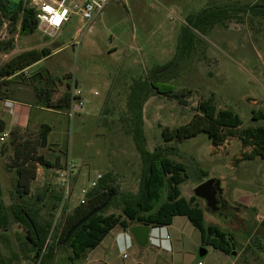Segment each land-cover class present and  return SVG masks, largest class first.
<instances>
[{"label":"rangeland","instance_id":"rangeland-1","mask_svg":"<svg viewBox=\"0 0 264 264\" xmlns=\"http://www.w3.org/2000/svg\"><path fill=\"white\" fill-rule=\"evenodd\" d=\"M259 1L110 0L89 28L88 22L76 15L57 36H49L39 29L31 36L14 35V49L1 58L2 63L20 50L43 49L49 44L55 54L37 67L50 69L54 77L64 82H70L74 75L83 89L84 109L73 118L67 110L57 115L45 114L53 132L49 146L39 149V154L47 159L54 162L57 157L64 161L71 159L77 166L76 181L73 176L71 193L64 204L68 212L86 200L82 189L90 191L98 175L112 174L121 192L135 194L139 191L143 165L125 121L130 86L158 67L175 61L184 32L197 33L200 40L198 53L187 58V63H177L175 72L161 87H174V94L182 96L184 101L156 95L145 104L147 147L150 151L159 146L175 151V155L169 157L182 162L187 169L188 178L180 186L182 195L197 198L202 206L197 189L211 181L215 185L220 183L219 194L226 199L221 203L223 209L228 208V202L237 214L231 213L225 222L226 218H218L223 217L222 211L213 214L204 207L206 223L232 232L237 249L227 256L203 246L200 231L186 217L177 216L171 229L173 245L170 249L161 250L151 244L141 247L136 241L127 250L118 249L112 243L115 234L123 231L118 227L98 248L87 251L74 264H232L233 260L235 264H264V159L242 160L243 152L251 148L244 149L238 138L215 146L206 133L180 143H167L163 137L164 127L173 129L189 123L199 102L210 97H214L219 109H231L239 114L243 128L264 124L252 121L254 109L264 110V17L240 14L237 19L217 24L205 35L193 28L195 19L208 7L250 6ZM9 27L6 22L1 38L11 36ZM51 61L55 63L52 69L49 68ZM35 70H29L32 72L29 76H34ZM57 83L61 96L67 86ZM25 134L35 138L37 132ZM13 158L14 153L6 162ZM44 170L41 178H45L46 184L41 186V178L35 183L32 200L45 196L38 219L54 225L62 205L55 196L63 197V192L56 169ZM5 194L9 205V192ZM105 214L121 215L119 205H112ZM237 215L239 223L232 222ZM62 218L63 212L57 225ZM55 234L56 229L49 235V243L54 242ZM122 234L118 235V246L124 238ZM27 236L10 215V225L0 229V264H34V253H25L30 248ZM162 237L166 238L164 232ZM155 242L159 246V241ZM202 247L208 251L203 257L199 254ZM71 255L69 248L60 249L54 264H73L69 260Z\"/></svg>","mask_w":264,"mask_h":264},{"label":"trees","instance_id":"trees-1","mask_svg":"<svg viewBox=\"0 0 264 264\" xmlns=\"http://www.w3.org/2000/svg\"><path fill=\"white\" fill-rule=\"evenodd\" d=\"M264 17V0L250 6H211L199 15L193 28L202 35L209 33L217 24L237 19L240 14ZM6 22H9V38L0 37V54H8L14 49L15 34L28 36L38 29V21L32 9L27 7V0H0V35ZM197 33L186 31L182 34L177 57L167 66L158 67L145 78L137 79L130 86L127 100L128 133L132 136L135 148L140 156L143 169L140 188L137 193L121 192L115 185L112 174L108 173L98 181L86 196L84 203L77 206L72 212L63 208V218L55 227L54 242L48 243L52 222H41L44 200L38 196L32 200V186L38 175V168L42 166L57 169L61 166L60 159L55 162L39 154L40 148L48 146V137L52 131L51 126L44 124L35 138L27 134L14 131L11 134L9 145L13 148L14 158L7 163V167L16 174V183L10 192L11 204L8 206L0 194V229H6L12 220L28 234L30 248L25 250L28 255L34 253L36 264L43 255L40 264H54L60 249L69 248L72 255L71 263L82 259L87 251L98 248L104 239L116 228L121 227L128 231L134 225H147L152 228H163L173 224L177 216L186 217L189 222L200 231L203 246L212 247L226 255H231L237 249V241L232 232L222 227L206 223L204 207L197 202V198H186L182 195L180 186L187 176L186 166L175 161L169 155H175L173 149L157 147L150 151L144 127V108L147 101L156 95H163L183 102L182 96L174 94V87L162 89L163 83L175 72L177 63H187L186 60L194 53H198L199 37ZM199 47V48H198ZM51 53V49H31L24 51L8 61H0V99L12 97L10 89L13 79L21 77L22 71ZM164 72H160L163 69ZM21 73V74H20ZM38 101L46 108L63 111L70 105L71 95L67 90L57 100H54L55 90L44 86H34ZM195 115L191 121L176 128L164 127L165 142L176 141L180 143L185 139L206 133L215 146H221L230 138H238L244 149L242 160H253L257 157L264 159V124L250 125L243 128V121L239 114L231 109H219L214 97L203 99L195 108ZM253 122H264V110H253ZM3 129H0V133ZM115 195L108 205L98 214L92 216L82 224L65 242L67 233L81 219L92 210L104 205L110 193ZM59 203L62 197L55 196ZM117 204L121 215L105 213ZM58 205V203H57ZM55 207V206H54ZM28 243H25L28 245Z\"/></svg>","mask_w":264,"mask_h":264},{"label":"crops","instance_id":"crops-1","mask_svg":"<svg viewBox=\"0 0 264 264\" xmlns=\"http://www.w3.org/2000/svg\"><path fill=\"white\" fill-rule=\"evenodd\" d=\"M31 35H34V33ZM31 35H28V36H31ZM17 37H19V34ZM45 47L49 48L50 46L49 44L48 45L46 44ZM31 49H34V48L20 50L18 51L19 52L18 54L24 51H27V50H31ZM54 54H55V51L51 49V53L49 55H47L46 57L42 58L41 60H39L38 62L34 63L29 68H27L28 70L36 68L35 70L36 72L34 76L32 75H31L32 77L29 76L30 73H32L29 71V75L27 79H25V76H26L25 74L20 75L21 77L14 78L13 83L10 86V89L13 91L12 97L9 99H5V100L0 99V129H3V132L0 133V194L2 195V198L4 201H5L4 197L6 195L5 192H9V195H10V192L13 191L14 185L16 183V174L13 170L8 169L7 167L8 162H6V159L13 154V148L10 145H8L12 132L20 131V132L25 133L27 131H34V132L39 133L42 125L44 124L49 125V122L47 121V117L45 119V116H46L45 114L53 113L57 115L62 112L59 110H55L52 108H46L42 106L41 103L38 101L36 92L34 90V86L36 85L44 86V87L47 86L49 88L51 87L55 90L54 97H53L54 100H57L60 97L59 96L60 93L57 90L58 89L57 81L60 82L62 86L63 85L67 86V90H69L68 88L69 82H64L63 80H60L58 77L56 76L54 77L53 71H50V69H46L40 66L37 67L42 61L44 60L49 61ZM4 56L6 57L5 54H0V61H1V58ZM49 63H50L49 68L51 69L54 68L55 63H53L52 61ZM52 132H53V128L49 134L48 142H49V138ZM57 158L60 159L61 165L67 162V160L64 161L60 157H57ZM44 169H45L44 167L38 168V175H37L36 180L33 182L32 190L34 189L35 183L37 181H40L41 176L45 173ZM74 177L76 181L77 176H74ZM41 179H42L41 186L44 187L46 184L45 178L42 177ZM44 197L45 196H43L42 198ZM172 227H173V224L168 227L159 228V235L161 234L160 236L161 239H159V246H156L157 245L156 242L154 243V239H152L158 234V230H153L150 244L161 250H167V249L172 248V245H173V239L171 235ZM161 231L165 233L166 238L162 237ZM122 232L124 235L122 234L121 237H124V238L122 239L121 246H118L117 238H118V235H120V233ZM133 240L134 238L130 234L129 230L120 231L115 234V236L113 237L112 243L118 249L120 247L121 250H127L128 247L134 245ZM199 263H202V262H199ZM231 263L235 264V261L233 260ZM84 264H87V263H84ZM134 264H144V263L136 262Z\"/></svg>","mask_w":264,"mask_h":264},{"label":"built area","instance_id":"built-area-1","mask_svg":"<svg viewBox=\"0 0 264 264\" xmlns=\"http://www.w3.org/2000/svg\"><path fill=\"white\" fill-rule=\"evenodd\" d=\"M109 1L110 0H27V7L34 11L35 17L38 21V29L40 31L49 36H57L62 28L71 21L73 16L76 15H80L83 21L88 22V28L91 27L94 20L103 13ZM22 74L29 75V70H23ZM68 88L71 95V101L69 108L67 109V114L70 118H73L77 113L84 109L85 101L83 98V89L80 87L79 82L74 75L70 77ZM76 167V164L69 159L65 164L56 169L63 197L61 201L62 205L52 227L51 233H53L61 212H63L65 202L69 199L72 177L75 174ZM101 178L102 175L97 176V180L93 181L91 184L92 188L97 185ZM88 193L89 190L85 188L82 189L83 197L86 198ZM84 201L85 200L81 203H84ZM154 230H158V234L152 239L159 241V239H161V234L159 235V228H155ZM45 253L46 247L43 249L41 257L36 264H40Z\"/></svg>","mask_w":264,"mask_h":264},{"label":"water","instance_id":"water-1","mask_svg":"<svg viewBox=\"0 0 264 264\" xmlns=\"http://www.w3.org/2000/svg\"><path fill=\"white\" fill-rule=\"evenodd\" d=\"M167 68L161 70L160 72L166 71ZM218 189H220V183L218 182L217 185L214 184V181L208 182L207 184H203L201 185L198 189H197V196L200 197L201 199L206 200V210H210L211 213L213 214H217V212L219 213V209L217 207V194ZM115 195L114 192L110 193L108 196V200L107 202L92 210L86 217H84L83 219H81L76 225H74L69 232L67 233L65 242H67L69 240V238L72 236V234L82 225L84 224L86 221H88L92 216H94L95 214L100 213L109 203V201L111 200V198ZM226 206H230L231 205L226 202ZM221 206H223L224 204H220ZM234 220V217L232 218ZM155 228H152L150 226L147 225H134L129 229L130 234L132 235V237L134 238V240L136 241V243L141 246V247H146L150 244L151 242V236H152V231ZM207 249L205 247H202L200 249V256L203 257L207 254Z\"/></svg>","mask_w":264,"mask_h":264},{"label":"flooded vegetation","instance_id":"flooded-vegetation-1","mask_svg":"<svg viewBox=\"0 0 264 264\" xmlns=\"http://www.w3.org/2000/svg\"><path fill=\"white\" fill-rule=\"evenodd\" d=\"M218 192H220V189H218ZM200 200H202V203H203V207H205L206 208V200H204V199H200ZM226 199H224V195H220L219 193L217 194V201H218V203H217V207H218V209L220 210L219 212H223V217H218L220 220H223V219H221V218H226V220H224L225 222H227L228 221V219L232 216V214L234 215V214H237V212L235 211V208H234V206H232L231 205V207L230 206H228V208H225V209H223V206H221L220 204L221 203H223L224 201H225ZM232 213V214H231ZM217 214H219L218 212H217ZM235 221H238V223H239V221H240V217H239V215H237L236 217L234 216V220H232V222H235ZM135 242V240H133V243Z\"/></svg>","mask_w":264,"mask_h":264}]
</instances>
